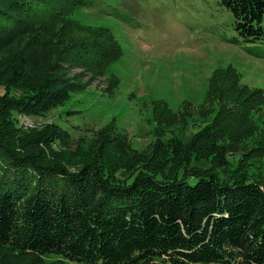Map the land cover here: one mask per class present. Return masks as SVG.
Returning <instances> with one entry per match:
<instances>
[{"label":"trees","instance_id":"16d2710c","mask_svg":"<svg viewBox=\"0 0 264 264\" xmlns=\"http://www.w3.org/2000/svg\"><path fill=\"white\" fill-rule=\"evenodd\" d=\"M224 2L239 36L264 42V0ZM82 4L0 0V59L11 61L12 74L2 83L0 104L13 106L8 117L20 110L33 115L81 88L56 72L81 68L101 76L122 56L108 28L68 20ZM29 22L24 37L17 36L15 28ZM209 80L206 99L226 107L214 126L197 133L189 149L197 154L205 151L202 140L252 136V114L264 108V92L242 83L234 66L215 70ZM12 134L0 116V250L29 256L32 264H264V177L190 168L122 175L124 166L107 160L71 169ZM160 143L151 152L159 153ZM255 147L256 154L264 151V134ZM46 255L59 258L48 263Z\"/></svg>","mask_w":264,"mask_h":264},{"label":"rangeland","instance_id":"374dc122","mask_svg":"<svg viewBox=\"0 0 264 264\" xmlns=\"http://www.w3.org/2000/svg\"><path fill=\"white\" fill-rule=\"evenodd\" d=\"M82 1L68 20L108 28L120 42L122 56L101 76L81 68L68 70L61 62L67 70L55 75L68 76L81 88L33 115L12 111L9 117L16 132L8 124L13 106L0 104L3 125L14 132V138L26 140L32 149H42L48 160L57 158L71 169L107 160L108 165H123L125 171H118L122 175L141 168L178 174L190 168V172L211 169L264 177V151H253L264 134V108L252 114V136L236 142L226 137L212 144L202 140L205 151L189 150L197 133L214 126L220 107H226L206 99L215 70L232 65L242 83L264 92V42L249 43L239 36L224 0ZM262 21L264 26V15ZM27 25L32 24L15 28L17 36ZM10 62L0 59V96L7 91L3 81L12 75ZM157 141L160 152H151ZM188 155L193 159L186 163ZM29 258L0 250V264H32ZM58 258L46 255L44 260Z\"/></svg>","mask_w":264,"mask_h":264}]
</instances>
